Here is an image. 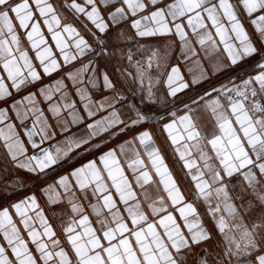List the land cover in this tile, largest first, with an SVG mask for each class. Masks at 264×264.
I'll return each instance as SVG.
<instances>
[{
  "label": "snow or ice",
  "instance_id": "6c2138e0",
  "mask_svg": "<svg viewBox=\"0 0 264 264\" xmlns=\"http://www.w3.org/2000/svg\"><path fill=\"white\" fill-rule=\"evenodd\" d=\"M0 264H264V0H0Z\"/></svg>",
  "mask_w": 264,
  "mask_h": 264
}]
</instances>
